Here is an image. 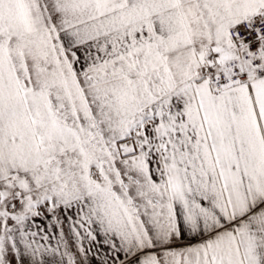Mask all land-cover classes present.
Returning a JSON list of instances; mask_svg holds the SVG:
<instances>
[{
  "label": "snow or ice",
  "instance_id": "1",
  "mask_svg": "<svg viewBox=\"0 0 264 264\" xmlns=\"http://www.w3.org/2000/svg\"><path fill=\"white\" fill-rule=\"evenodd\" d=\"M0 264H264V0H0Z\"/></svg>",
  "mask_w": 264,
  "mask_h": 264
}]
</instances>
